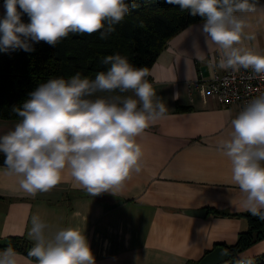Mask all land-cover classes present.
Returning a JSON list of instances; mask_svg holds the SVG:
<instances>
[{
  "label": "clouds",
  "instance_id": "1",
  "mask_svg": "<svg viewBox=\"0 0 264 264\" xmlns=\"http://www.w3.org/2000/svg\"><path fill=\"white\" fill-rule=\"evenodd\" d=\"M204 18L202 32L220 50L221 69L251 68L264 74V55L242 46L245 22L235 14L251 13L249 0H164ZM135 4L126 0H4L0 18V52L34 51L33 43L56 46L72 34L114 31ZM26 14L28 23L21 20ZM109 65L94 79L79 72L39 84L19 107L14 129L0 136L5 175L15 176L21 190L35 196L48 192L68 170L76 187L92 196L121 189L142 169V147L136 142L150 124L166 117V106L146 79V68L135 67L120 54L104 57ZM131 91L133 96H124ZM114 93L111 97L98 93ZM175 98V97H174ZM229 138L218 150L231 163L232 182L243 194L242 209L264 220V94L252 98L231 120ZM49 225L31 217L28 256L33 264H95L80 230L61 228L47 234ZM11 249L0 252V264H18Z\"/></svg>",
  "mask_w": 264,
  "mask_h": 264
},
{
  "label": "crops",
  "instance_id": "2",
  "mask_svg": "<svg viewBox=\"0 0 264 264\" xmlns=\"http://www.w3.org/2000/svg\"><path fill=\"white\" fill-rule=\"evenodd\" d=\"M4 12L0 0V16ZM235 15L247 25L245 33L254 35L242 46L264 55V3L255 12ZM204 22H192L171 36L149 69L153 99L167 112L136 138L143 151L140 173L119 190L92 196L74 186L65 170L61 183L33 197L19 188L15 176L5 175L0 163V244L17 236L33 246L28 236L33 215L49 225L48 235L61 228L80 230L95 264H192L215 243L236 240L248 226L239 215L245 212L243 194L218 144L229 138L231 120L242 109L236 103L220 105L193 84L213 69L224 70L218 67V46L206 43ZM122 95L135 98L131 91ZM17 122L0 118V136ZM201 208L207 210L204 215L187 212ZM15 252L18 264H33L34 258ZM263 252L264 237L241 251L239 260Z\"/></svg>",
  "mask_w": 264,
  "mask_h": 264
},
{
  "label": "trees",
  "instance_id": "3",
  "mask_svg": "<svg viewBox=\"0 0 264 264\" xmlns=\"http://www.w3.org/2000/svg\"><path fill=\"white\" fill-rule=\"evenodd\" d=\"M126 3L135 4V7L119 24L114 25V31L105 39L100 37V32L91 35L70 33L56 46L40 41L32 44L34 51L10 49L1 53L0 118L18 119L12 108L19 107L28 99L30 92L51 78L67 79L79 72L82 76L94 79L98 72L106 71L109 67L102 63L108 55L120 54L133 66L146 68L149 72L171 36L184 26L204 19L193 17L187 10L167 4L164 0H126ZM249 3L256 6L264 3V0H249ZM21 20L29 22L26 14L21 15ZM97 95L111 97L114 93L103 92ZM3 160L4 156L0 153V163ZM239 215L246 217L248 226L239 231L233 243L214 244L224 245L229 254L227 261L218 264H240V252L264 237V220L247 211ZM31 247L27 239L17 236L0 244L2 250L11 248L25 254H28ZM244 261H249L244 264H264V252ZM196 262L193 261L192 264Z\"/></svg>",
  "mask_w": 264,
  "mask_h": 264
},
{
  "label": "built area",
  "instance_id": "4",
  "mask_svg": "<svg viewBox=\"0 0 264 264\" xmlns=\"http://www.w3.org/2000/svg\"><path fill=\"white\" fill-rule=\"evenodd\" d=\"M193 84L200 88L203 95L213 97L220 105L236 103L241 109L252 98L264 94V74H255L251 68L213 69L207 78L200 75ZM239 262L244 264L249 261Z\"/></svg>",
  "mask_w": 264,
  "mask_h": 264
},
{
  "label": "water",
  "instance_id": "5",
  "mask_svg": "<svg viewBox=\"0 0 264 264\" xmlns=\"http://www.w3.org/2000/svg\"><path fill=\"white\" fill-rule=\"evenodd\" d=\"M190 214L204 215L207 210L205 208L194 209L187 211ZM229 259V254L222 244L215 245L212 249L208 250L196 264H218Z\"/></svg>",
  "mask_w": 264,
  "mask_h": 264
},
{
  "label": "rangeland",
  "instance_id": "6",
  "mask_svg": "<svg viewBox=\"0 0 264 264\" xmlns=\"http://www.w3.org/2000/svg\"><path fill=\"white\" fill-rule=\"evenodd\" d=\"M2 16V15H1Z\"/></svg>",
  "mask_w": 264,
  "mask_h": 264
}]
</instances>
